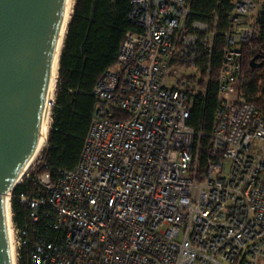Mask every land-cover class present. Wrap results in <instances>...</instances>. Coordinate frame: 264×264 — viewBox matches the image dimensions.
<instances>
[{
  "label": "built area",
  "instance_id": "obj_1",
  "mask_svg": "<svg viewBox=\"0 0 264 264\" xmlns=\"http://www.w3.org/2000/svg\"><path fill=\"white\" fill-rule=\"evenodd\" d=\"M256 7L231 0L218 28L216 10L188 19L189 0H128L140 28L124 31L92 86L76 162L35 172L41 188L18 194L28 211L12 221L16 257L27 245L25 264H264V115L234 85ZM215 34L216 105L202 143L186 118Z\"/></svg>",
  "mask_w": 264,
  "mask_h": 264
},
{
  "label": "trees",
  "instance_id": "obj_2",
  "mask_svg": "<svg viewBox=\"0 0 264 264\" xmlns=\"http://www.w3.org/2000/svg\"><path fill=\"white\" fill-rule=\"evenodd\" d=\"M231 0H189L188 19L210 20L217 11V27L226 24ZM128 0H73L70 16L63 33L58 54L57 74L46 141L40 151L45 166L38 163L31 174L21 178L10 190L11 220L17 224L27 221L28 207L18 199L19 192H33L41 188L34 173L56 166L72 167L76 162L83 134L89 121L94 96L92 86L101 72L115 63L118 44L126 29L140 26L126 16ZM253 21L257 34L241 45V69L235 79V93L242 100L252 101L264 115V6L256 7ZM222 40L215 34L210 54L208 79L203 91L192 94V104L186 123L203 133L205 143L213 121L216 105V80L221 61ZM260 65L251 66L249 58L255 54ZM207 56L202 54L197 63L203 74ZM200 156V165L203 155ZM27 245L17 254L16 262L25 264Z\"/></svg>",
  "mask_w": 264,
  "mask_h": 264
},
{
  "label": "water",
  "instance_id": "obj_3",
  "mask_svg": "<svg viewBox=\"0 0 264 264\" xmlns=\"http://www.w3.org/2000/svg\"><path fill=\"white\" fill-rule=\"evenodd\" d=\"M63 1L0 0V264H10L4 194L38 134Z\"/></svg>",
  "mask_w": 264,
  "mask_h": 264
},
{
  "label": "bare ground",
  "instance_id": "obj_4",
  "mask_svg": "<svg viewBox=\"0 0 264 264\" xmlns=\"http://www.w3.org/2000/svg\"><path fill=\"white\" fill-rule=\"evenodd\" d=\"M72 3H73V0L63 1L62 11H61L60 19L58 22V28H57V33H56V38H55V43H54L52 60L50 63V69L48 73V81H47L46 92H45V101H44V107H43V112H42L38 134L36 136L35 143L25 163L23 164L19 173L15 175L13 179V184L20 180L22 174L25 172V170L28 168L31 162L36 158V156L38 155L39 151L41 150V148L43 147L46 141L47 130H48V126L50 123L49 122L50 108H51V104L53 100L56 74H57L58 54H59L60 46L62 43L66 21L68 17L70 16L69 14L71 11ZM4 215H5V223H6V238H7V245H8L9 261H10V264H17L15 243H14L13 230H12L9 192H6L4 194Z\"/></svg>",
  "mask_w": 264,
  "mask_h": 264
},
{
  "label": "rangeland",
  "instance_id": "obj_5",
  "mask_svg": "<svg viewBox=\"0 0 264 264\" xmlns=\"http://www.w3.org/2000/svg\"><path fill=\"white\" fill-rule=\"evenodd\" d=\"M257 1V5H258V7H260V6H264V0H256ZM41 151V150H40ZM40 151H39V153H38V155L36 156V158L31 162V164L28 166V168L25 170V172L22 174V176H21V178H25V177H27V176H29L30 174H31V172H32V170H34L35 169V167L37 166V164H38V161H37V159H39V157H40ZM20 178V179H21Z\"/></svg>",
  "mask_w": 264,
  "mask_h": 264
}]
</instances>
